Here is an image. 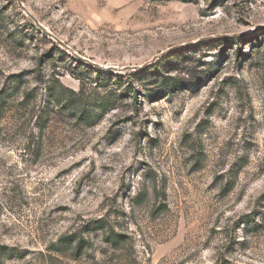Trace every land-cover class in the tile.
Instances as JSON below:
<instances>
[{
    "label": "rangeland",
    "instance_id": "374dc122",
    "mask_svg": "<svg viewBox=\"0 0 264 264\" xmlns=\"http://www.w3.org/2000/svg\"><path fill=\"white\" fill-rule=\"evenodd\" d=\"M0 264H264V0H0Z\"/></svg>",
    "mask_w": 264,
    "mask_h": 264
},
{
    "label": "trees",
    "instance_id": "16d2710c",
    "mask_svg": "<svg viewBox=\"0 0 264 264\" xmlns=\"http://www.w3.org/2000/svg\"><path fill=\"white\" fill-rule=\"evenodd\" d=\"M132 95L133 98L136 99L137 98V92L133 89L132 90ZM78 95L77 94H72L71 97L67 100L66 102V106L65 108H69V109H78L76 106L78 104L81 103V101L78 99ZM54 99L55 101H57V104H63L64 101H59V95H55L53 93V96H51V99ZM78 99V100H77ZM81 115L84 117V119L86 120H91L93 117V113L84 111L81 113ZM102 222V221H99ZM84 240L83 239H77L74 235H64L62 237H60L59 239V244L63 247H69L71 250L74 251V253L76 254V256H79L83 249H84Z\"/></svg>",
    "mask_w": 264,
    "mask_h": 264
},
{
    "label": "water",
    "instance_id": "95a60500",
    "mask_svg": "<svg viewBox=\"0 0 264 264\" xmlns=\"http://www.w3.org/2000/svg\"><path fill=\"white\" fill-rule=\"evenodd\" d=\"M35 22L37 23V21L35 20ZM37 25L40 27V25L37 23ZM47 35H50L49 33H46ZM81 61H86L85 59L83 58H80Z\"/></svg>",
    "mask_w": 264,
    "mask_h": 264
}]
</instances>
